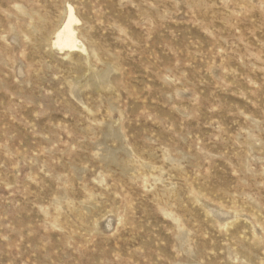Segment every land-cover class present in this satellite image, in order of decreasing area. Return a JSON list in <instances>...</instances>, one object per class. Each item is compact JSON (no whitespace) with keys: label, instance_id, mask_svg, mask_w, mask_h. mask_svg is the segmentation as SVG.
Listing matches in <instances>:
<instances>
[{"label":"rangeland","instance_id":"1","mask_svg":"<svg viewBox=\"0 0 264 264\" xmlns=\"http://www.w3.org/2000/svg\"><path fill=\"white\" fill-rule=\"evenodd\" d=\"M0 264H264V0H0Z\"/></svg>","mask_w":264,"mask_h":264},{"label":"bare ground","instance_id":"2","mask_svg":"<svg viewBox=\"0 0 264 264\" xmlns=\"http://www.w3.org/2000/svg\"><path fill=\"white\" fill-rule=\"evenodd\" d=\"M76 22L77 19L74 16L73 9L70 8L67 22L58 30L54 40V46L60 51L73 52L77 50L80 41L77 39L76 32L73 29V24Z\"/></svg>","mask_w":264,"mask_h":264}]
</instances>
